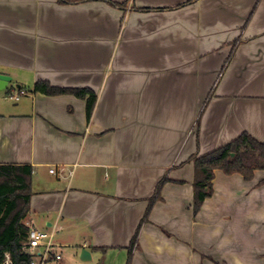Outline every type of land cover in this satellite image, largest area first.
Wrapping results in <instances>:
<instances>
[{"label":"crops","instance_id":"obj_1","mask_svg":"<svg viewBox=\"0 0 264 264\" xmlns=\"http://www.w3.org/2000/svg\"><path fill=\"white\" fill-rule=\"evenodd\" d=\"M0 73L27 92L0 95V165L32 167L50 264H264V171L217 170L194 215L190 161L264 144V0H0Z\"/></svg>","mask_w":264,"mask_h":264},{"label":"trees","instance_id":"obj_2","mask_svg":"<svg viewBox=\"0 0 264 264\" xmlns=\"http://www.w3.org/2000/svg\"><path fill=\"white\" fill-rule=\"evenodd\" d=\"M60 1L72 3L86 0ZM34 91L48 96L75 94L87 97V114L89 119L92 117L97 98L89 90L59 89L46 82H39ZM190 161L195 170L193 213L197 215L204 202L214 195L217 170L229 176L239 174L247 182L254 179L257 171H264V144L245 132L236 140L205 156H192ZM32 175L33 169L28 165H0V264H6L8 258L10 264L31 262V256L24 248L30 232L25 222L31 210ZM163 184L160 183L158 192ZM262 184L264 180L259 183L260 186Z\"/></svg>","mask_w":264,"mask_h":264},{"label":"built area","instance_id":"obj_3","mask_svg":"<svg viewBox=\"0 0 264 264\" xmlns=\"http://www.w3.org/2000/svg\"><path fill=\"white\" fill-rule=\"evenodd\" d=\"M26 94L27 92L25 90L20 89L17 93H9L8 99L12 102H18ZM50 172L55 173V170L53 169ZM24 249L31 256L30 264H50L53 261L62 259L53 242V235L35 228L30 229ZM6 264H10L9 258Z\"/></svg>","mask_w":264,"mask_h":264},{"label":"water","instance_id":"obj_4","mask_svg":"<svg viewBox=\"0 0 264 264\" xmlns=\"http://www.w3.org/2000/svg\"><path fill=\"white\" fill-rule=\"evenodd\" d=\"M11 82H12V77L10 75L0 73V91L7 90ZM17 88H20V86H18ZM81 259L84 261L90 259V252L86 249H83L81 251Z\"/></svg>","mask_w":264,"mask_h":264},{"label":"rangeland","instance_id":"obj_5","mask_svg":"<svg viewBox=\"0 0 264 264\" xmlns=\"http://www.w3.org/2000/svg\"><path fill=\"white\" fill-rule=\"evenodd\" d=\"M10 92H6V91H0V95H2L3 96V98L4 97H6V99L7 100H9L8 99V94H9ZM12 102H10V101H8V104H11ZM116 254V253H115ZM115 254H110V257H109V259L108 260H106V262H105V264H114V262H115V257H114V255ZM90 264H97L96 262H89ZM120 263V262H119ZM122 263V262H121ZM55 264H62V263H55ZM73 264H76V263H73ZM81 264H88V262L86 263V262H81ZM126 264H127V261H126Z\"/></svg>","mask_w":264,"mask_h":264}]
</instances>
